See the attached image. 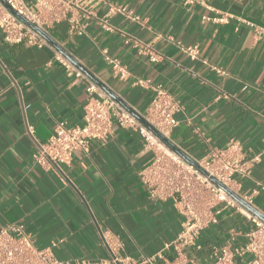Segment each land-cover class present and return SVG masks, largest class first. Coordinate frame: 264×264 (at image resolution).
Segmentation results:
<instances>
[{
    "label": "crops",
    "instance_id": "1",
    "mask_svg": "<svg viewBox=\"0 0 264 264\" xmlns=\"http://www.w3.org/2000/svg\"><path fill=\"white\" fill-rule=\"evenodd\" d=\"M109 3L127 6L140 21L113 14L105 29L100 19ZM79 23L82 34H71L66 21L49 28L56 49L137 114L150 102V85L161 84L180 104L167 139L188 159L232 142L246 159L256 157L235 190L258 188L252 205L264 217V0L94 1ZM126 37L159 59L124 44ZM192 45L196 59L181 50ZM103 49L125 66L124 78L104 61ZM140 79L149 85L136 84ZM86 97L85 83L68 77L50 48L5 43L0 33V227L22 225L36 247L55 242L61 260L109 258L103 232L120 242L122 255L156 254L176 237L183 217L171 199L151 198L140 183L153 152L136 132L113 124L105 144L91 140L88 153H75L59 171L32 157L56 123L82 124ZM218 208L217 223L200 232V249L178 258L170 248L162 262L209 264L213 249L243 244L250 223L233 208Z\"/></svg>",
    "mask_w": 264,
    "mask_h": 264
},
{
    "label": "built area",
    "instance_id": "2",
    "mask_svg": "<svg viewBox=\"0 0 264 264\" xmlns=\"http://www.w3.org/2000/svg\"><path fill=\"white\" fill-rule=\"evenodd\" d=\"M94 1L103 0H0V33L5 43L48 47L68 77L85 83L87 97L83 106L82 124L68 126L64 122L56 123L53 133L38 146L32 157L44 170L59 171L60 165L68 164L75 153H88L91 140L105 144L113 124L136 132L145 147L153 152L150 162L138 172L139 181L151 198L173 201L183 217L181 230L156 254L140 259L122 255L120 242L109 232H103L101 237L109 250V258L96 261L61 260L53 253L55 242L36 247L31 235L22 225L10 224L0 227V264H171L162 262L163 252L172 248L179 258L184 256L187 249H200V232L208 225L217 223L219 205L233 208L243 215L250 227L244 233L243 244L213 249L209 264H264V220L210 179H215L253 207L252 199L258 193V188H252L245 194H237L235 188L239 185L236 180L250 177V169L256 157L246 159L238 142H232L223 148H212L203 158L195 161L206 173L203 174L170 149L133 111L102 90L77 62L57 50L45 37L49 28L61 21L68 23L71 34H82L84 25L79 23V17L88 12V7ZM182 1L185 4L200 2ZM113 14L122 15L133 22L140 21L139 16L127 6L109 3L100 19L102 27L111 29L107 18ZM202 18L208 19L205 16ZM218 20L222 21L224 18ZM123 42L139 53L147 54L152 62L160 57L148 45L136 39L126 37ZM181 50L190 59H196L199 54L196 45L181 47ZM102 55L116 75L120 78L126 76L127 70L118 58L110 56L105 49L102 50ZM136 84L145 86L149 82L140 79ZM150 88L153 92L150 102L145 112L138 115L157 133L167 138L178 123L174 115L180 110V104L161 84L150 85Z\"/></svg>",
    "mask_w": 264,
    "mask_h": 264
},
{
    "label": "water",
    "instance_id": "3",
    "mask_svg": "<svg viewBox=\"0 0 264 264\" xmlns=\"http://www.w3.org/2000/svg\"><path fill=\"white\" fill-rule=\"evenodd\" d=\"M21 18V17H19ZM22 20H24L23 18H21ZM25 21V20H24ZM34 27V26H33ZM36 28V27H35ZM39 30V29H37ZM45 37L52 43V40L45 35ZM83 70V69H82ZM84 71V70H83ZM132 111V110H131ZM133 113L138 117V119L145 125L147 126L150 130L153 131V133H155L160 140H162L170 149H172L174 152H176L178 155H180L181 157H183L185 160H187L188 162H190L191 164H193L196 168H198L203 174H206L202 169H200L198 167V165L196 164L195 161H192L190 159H188L184 153H182V151H180L177 147H175L166 137H163L162 135H160L159 133H157L152 127H150L137 113H135L133 111ZM216 185H218L219 187H221L222 189H224L232 198H234L235 200H237L239 203H241L245 208H247L249 211L255 213L256 215H258L261 219L264 220V217L253 207L247 205L245 202H243L235 193H233L232 191L228 190L227 188H225L221 183H219L218 181H216L213 178H210Z\"/></svg>",
    "mask_w": 264,
    "mask_h": 264
}]
</instances>
